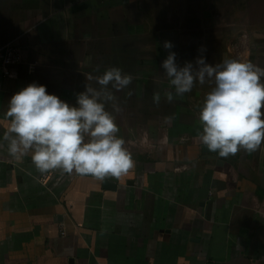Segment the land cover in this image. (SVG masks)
<instances>
[{
	"label": "crops",
	"instance_id": "crops-1",
	"mask_svg": "<svg viewBox=\"0 0 264 264\" xmlns=\"http://www.w3.org/2000/svg\"><path fill=\"white\" fill-rule=\"evenodd\" d=\"M226 1L0 0V47L21 54L15 75L0 83V138L9 99L28 84L75 105L85 84L99 89L96 77L118 67L133 80L120 91L108 85L120 112L111 101L105 107L134 160L119 179L42 175L30 155L16 160L5 144L0 264H264V142L227 158L203 154L199 112L210 91L198 88L211 80L172 102L164 95L175 93L162 68L169 51L181 67L204 53L211 65L232 59V25L218 43L198 27L205 13L231 23Z\"/></svg>",
	"mask_w": 264,
	"mask_h": 264
},
{
	"label": "clouds",
	"instance_id": "clouds-1",
	"mask_svg": "<svg viewBox=\"0 0 264 264\" xmlns=\"http://www.w3.org/2000/svg\"><path fill=\"white\" fill-rule=\"evenodd\" d=\"M172 47L170 42L164 43L165 49ZM176 55L169 51L162 62L175 88V93L165 91L168 102L190 92L197 81L204 84L206 79H214L215 86L199 112V140L208 152L227 158L240 150H259L264 142V68L237 59L211 65L203 56L197 57L195 66L186 62L181 67ZM132 80L133 76L122 69L110 67L96 77L100 88L85 84V90L76 95L75 105L49 94L45 85L28 84L8 101L5 117L10 123L0 138V148L6 144L8 154L16 160L30 155L42 175L60 170L62 175L75 173L100 181L127 175L134 160L124 147V139L117 136L115 116L105 105L111 101L114 111L120 112L108 85L120 91ZM160 99L159 92L153 94L154 103L159 104Z\"/></svg>",
	"mask_w": 264,
	"mask_h": 264
},
{
	"label": "rangeland",
	"instance_id": "rangeland-1",
	"mask_svg": "<svg viewBox=\"0 0 264 264\" xmlns=\"http://www.w3.org/2000/svg\"><path fill=\"white\" fill-rule=\"evenodd\" d=\"M229 1L226 13L230 16L232 22L227 24V26L219 20L216 23L210 22L208 20L209 13H205L204 16H201L203 21L198 25L199 28L201 27L202 35L209 37L210 34L213 36L215 34L217 37L216 42L218 43L220 37L227 34V29L232 25L230 29L233 30V35L228 37L227 41L231 45V58L243 62L251 61L255 65L264 63V0H227L226 2L228 3ZM193 11L194 9L190 10L191 13ZM188 23L190 24H186L191 28L196 24L192 19ZM211 49L213 50V48ZM200 56H203L208 64L214 62L212 54L204 53ZM218 58H223V56ZM206 80L208 82L211 80V84L198 88L199 93L211 91L215 86L212 84L214 79ZM261 82L264 83V77L261 78ZM187 102L188 100H186V107L191 105ZM188 111L189 109L186 108L185 113L189 116ZM262 112H264V108H262Z\"/></svg>",
	"mask_w": 264,
	"mask_h": 264
},
{
	"label": "built area",
	"instance_id": "built-area-1",
	"mask_svg": "<svg viewBox=\"0 0 264 264\" xmlns=\"http://www.w3.org/2000/svg\"><path fill=\"white\" fill-rule=\"evenodd\" d=\"M21 62L19 49L11 43L0 47V83L15 75L16 67Z\"/></svg>",
	"mask_w": 264,
	"mask_h": 264
},
{
	"label": "water",
	"instance_id": "water-1",
	"mask_svg": "<svg viewBox=\"0 0 264 264\" xmlns=\"http://www.w3.org/2000/svg\"><path fill=\"white\" fill-rule=\"evenodd\" d=\"M201 153L206 154V155H212V156H214L216 154V153L208 152L207 148L204 145L201 147ZM102 187L105 190H114L115 189V185L112 183H109V182H103Z\"/></svg>",
	"mask_w": 264,
	"mask_h": 264
}]
</instances>
